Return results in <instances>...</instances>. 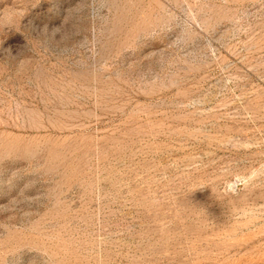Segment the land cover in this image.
Listing matches in <instances>:
<instances>
[{
	"label": "rangeland",
	"instance_id": "374dc122",
	"mask_svg": "<svg viewBox=\"0 0 264 264\" xmlns=\"http://www.w3.org/2000/svg\"><path fill=\"white\" fill-rule=\"evenodd\" d=\"M0 264H264V0H0Z\"/></svg>",
	"mask_w": 264,
	"mask_h": 264
}]
</instances>
